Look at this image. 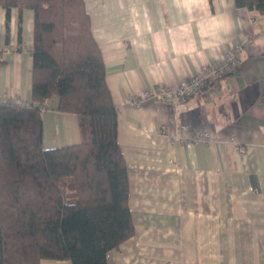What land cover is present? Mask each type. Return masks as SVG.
Masks as SVG:
<instances>
[{
    "label": "crops",
    "instance_id": "0c3cea01",
    "mask_svg": "<svg viewBox=\"0 0 264 264\" xmlns=\"http://www.w3.org/2000/svg\"><path fill=\"white\" fill-rule=\"evenodd\" d=\"M84 3L117 112L134 225L106 264H264V16L233 0ZM8 19L0 6V102L28 104L33 13L13 8ZM235 46L233 74L185 102L158 97ZM46 106L43 145L77 144L76 115L55 100ZM194 129L208 137L191 140Z\"/></svg>",
    "mask_w": 264,
    "mask_h": 264
},
{
    "label": "trees",
    "instance_id": "16d2710c",
    "mask_svg": "<svg viewBox=\"0 0 264 264\" xmlns=\"http://www.w3.org/2000/svg\"><path fill=\"white\" fill-rule=\"evenodd\" d=\"M264 16V0H233ZM33 13L31 101L0 102V264H106L134 234L117 112L84 0H0ZM76 115L77 144L46 148L43 112Z\"/></svg>",
    "mask_w": 264,
    "mask_h": 264
},
{
    "label": "built area",
    "instance_id": "2783aa9c",
    "mask_svg": "<svg viewBox=\"0 0 264 264\" xmlns=\"http://www.w3.org/2000/svg\"><path fill=\"white\" fill-rule=\"evenodd\" d=\"M238 46L230 48L224 56L218 60L202 64L199 70L187 76L186 81L175 90L168 88H160L158 97L163 101L171 102L172 104L185 102L191 96L198 94L204 88H207L213 82L222 77L233 74L237 70L240 61L237 57ZM47 106L42 107L46 110ZM173 122V121H172ZM166 126H162L161 130H165ZM207 132L199 129H194L191 135V140L207 138ZM239 151H243L242 146L235 147Z\"/></svg>",
    "mask_w": 264,
    "mask_h": 264
},
{
    "label": "rangeland",
    "instance_id": "374dc122",
    "mask_svg": "<svg viewBox=\"0 0 264 264\" xmlns=\"http://www.w3.org/2000/svg\"><path fill=\"white\" fill-rule=\"evenodd\" d=\"M46 113H48V112H46Z\"/></svg>",
    "mask_w": 264,
    "mask_h": 264
}]
</instances>
